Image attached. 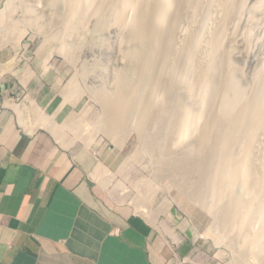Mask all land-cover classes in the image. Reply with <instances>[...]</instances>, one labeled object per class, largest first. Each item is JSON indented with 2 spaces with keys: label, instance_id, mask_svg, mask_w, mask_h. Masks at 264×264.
<instances>
[{
  "label": "bare ground",
  "instance_id": "6f19581e",
  "mask_svg": "<svg viewBox=\"0 0 264 264\" xmlns=\"http://www.w3.org/2000/svg\"><path fill=\"white\" fill-rule=\"evenodd\" d=\"M8 1L0 16L18 0ZM23 1L29 2L27 13L49 17L45 38H61L62 48L73 22L117 38L124 68L116 73L117 89L99 93L105 113L113 120L118 108L142 110L135 131L161 177L185 183L210 210L205 194L226 191L225 213L219 212L231 225L241 217L243 236L255 213L264 224V211L246 200L249 195L237 193L246 187L252 202L257 193L264 197V0H59L56 14L43 6L53 0ZM24 34L19 29L16 38ZM0 46H5L1 35ZM226 159L236 166L234 173L224 171ZM212 212L216 222L220 213Z\"/></svg>",
  "mask_w": 264,
  "mask_h": 264
},
{
  "label": "crops",
  "instance_id": "0c3cea01",
  "mask_svg": "<svg viewBox=\"0 0 264 264\" xmlns=\"http://www.w3.org/2000/svg\"><path fill=\"white\" fill-rule=\"evenodd\" d=\"M43 66L32 79L0 77V264H197L204 247L171 244L115 206L95 148L56 138L53 123L81 96H66L64 69Z\"/></svg>",
  "mask_w": 264,
  "mask_h": 264
},
{
  "label": "rangeland",
  "instance_id": "374dc122",
  "mask_svg": "<svg viewBox=\"0 0 264 264\" xmlns=\"http://www.w3.org/2000/svg\"><path fill=\"white\" fill-rule=\"evenodd\" d=\"M8 2L7 0L0 14L6 10ZM59 2L53 0L49 5L46 3L43 6H50L47 9L52 7L56 14V4ZM25 4L29 2L21 3V0H18L13 11L0 16L5 17L0 24V35L5 40V46H0V77L8 82H15L22 70L24 78L32 79L36 73L42 72L35 71L41 65H44L45 70L52 67L54 69L61 67L65 70L67 78H63V89L65 88L66 96L80 95L81 100L76 109L61 115V121L53 129L54 134L64 145L81 148L87 146L97 150L100 155L97 182L115 206L130 215L147 219L171 244L194 243L198 248L204 247L206 251H198L191 257L197 264H264V224H259L257 213L253 225L255 228L253 226L247 228L243 236L240 229L241 217L236 216L237 219L231 225L226 223L222 215V212L225 213L221 207L226 200L224 197L226 191L206 190L209 193L205 194L204 200H209L210 205L213 204L211 210L222 211L215 222L210 208H206L202 202L193 198L195 196L187 192L185 183L179 184L161 177L158 169L154 167L153 157L141 149L142 145L135 130L142 110L135 108L131 112L126 108L125 111L118 108L113 120L105 113L104 104L100 101L101 94L108 92V89L109 91L117 89L116 73L124 68L118 39L112 40L104 33L95 34L92 28V31L83 30L78 22H73L65 40L63 37L65 48L63 49L58 43L61 38L56 42L45 38L44 34L47 32L45 27L49 24V17L33 11L27 13L28 8ZM21 16L28 20L20 22ZM19 29L25 31L20 41L16 38ZM259 53L261 55L260 51H255L257 56ZM54 73L50 72L51 75ZM134 113L136 114L133 115ZM177 134L181 135L179 140H185V135L180 129L177 130ZM236 140L235 134L232 142ZM139 151H143L144 154ZM222 154L225 158V153ZM224 161L228 163L224 165V171L230 168L229 173H234L235 169L231 168L236 166L231 165L227 159ZM244 176L247 180V176ZM209 182L214 186L212 179ZM211 184L209 183L208 189L214 188ZM238 188L239 195L244 198L249 195L252 198L248 192L250 190L246 187L245 191L243 187ZM255 191L257 193V190ZM219 193L223 197L219 196ZM257 195L253 202L249 197L245 199L255 203L257 211H264V206L261 205L264 197L258 193ZM231 241L234 242L231 244Z\"/></svg>",
  "mask_w": 264,
  "mask_h": 264
},
{
  "label": "clouds",
  "instance_id": "9594fccd",
  "mask_svg": "<svg viewBox=\"0 0 264 264\" xmlns=\"http://www.w3.org/2000/svg\"><path fill=\"white\" fill-rule=\"evenodd\" d=\"M182 264V263H181Z\"/></svg>",
  "mask_w": 264,
  "mask_h": 264
}]
</instances>
